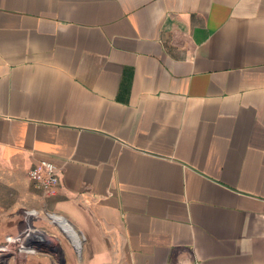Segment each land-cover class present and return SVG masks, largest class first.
I'll return each instance as SVG.
<instances>
[{
    "label": "crops",
    "instance_id": "1",
    "mask_svg": "<svg viewBox=\"0 0 264 264\" xmlns=\"http://www.w3.org/2000/svg\"><path fill=\"white\" fill-rule=\"evenodd\" d=\"M0 164L21 264H264V0H0Z\"/></svg>",
    "mask_w": 264,
    "mask_h": 264
},
{
    "label": "rangeland",
    "instance_id": "2",
    "mask_svg": "<svg viewBox=\"0 0 264 264\" xmlns=\"http://www.w3.org/2000/svg\"><path fill=\"white\" fill-rule=\"evenodd\" d=\"M6 176H7L6 175V169L3 166H1V164H0V178L2 179V178H5ZM16 197L17 198L19 197L18 193H16V191L14 189L11 190L10 187L6 186L4 183H2L0 181V224H2L3 219H9V218L17 217L16 215L18 214V212L21 216L26 210H28L27 208H29V206L28 205L27 206L22 205L24 202V201H21L22 199L16 201ZM18 208H20V209L18 210ZM10 212H11V216L9 215ZM32 213H34V212H32ZM33 218H34V220L32 221V224H33V222H35L36 220L39 219V217H33ZM33 228L34 229L38 228V226H36L34 224ZM38 229H43V228L39 227ZM60 232H62V231H60ZM24 234H25V236L27 235V238H28V239L26 238L24 243L23 242L12 243V242H9V240H8V242L7 241L6 242H0V247H3V246L7 247V249H6L7 251L4 250V251L0 252V264H5V263H3L2 256L3 257L4 256L9 257L12 259H16V261L18 262L17 264H21V262H23V260L29 255L31 256V255H35L38 253L42 254V253L47 252V250H48L47 247H45V246L41 247L40 244L38 242H36V237L39 235L38 231H35L34 234L32 232H27V234L26 233H24ZM19 235H23V233L13 235L11 237H15V236H19ZM57 242L60 243L57 239H55L56 245H58ZM24 246L29 247V248L32 247V248L31 249H29V248L24 249ZM21 249H23V250H21ZM31 250H33V251H31ZM61 250H62V248H61ZM59 254L60 253H58V255Z\"/></svg>",
    "mask_w": 264,
    "mask_h": 264
},
{
    "label": "built area",
    "instance_id": "3",
    "mask_svg": "<svg viewBox=\"0 0 264 264\" xmlns=\"http://www.w3.org/2000/svg\"><path fill=\"white\" fill-rule=\"evenodd\" d=\"M57 166L49 161V160H41L37 162L29 171L30 177L36 181L39 186L43 189L45 194H52L55 192L57 184L59 182V174H58ZM27 236L25 234L10 237L9 242L18 243L25 242ZM6 250L7 247H0V252ZM29 247L24 246V249ZM32 248V247H31ZM29 248V249H31ZM23 250V249H21ZM33 251V250H31Z\"/></svg>",
    "mask_w": 264,
    "mask_h": 264
},
{
    "label": "bare ground",
    "instance_id": "4",
    "mask_svg": "<svg viewBox=\"0 0 264 264\" xmlns=\"http://www.w3.org/2000/svg\"><path fill=\"white\" fill-rule=\"evenodd\" d=\"M54 218L60 224V226L64 229V231L68 234V236L71 238V240L74 242V244L76 245L77 249L79 250L80 244H81V240H80L79 235L77 234V232L73 228V226L66 219L61 217L60 215L59 216H54ZM5 249H7V248H5ZM3 250H4V248H3Z\"/></svg>",
    "mask_w": 264,
    "mask_h": 264
}]
</instances>
